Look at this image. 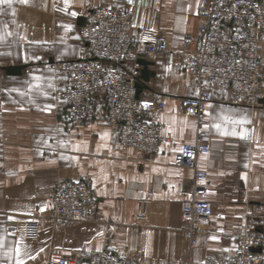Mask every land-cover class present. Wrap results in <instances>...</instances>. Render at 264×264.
Wrapping results in <instances>:
<instances>
[{"label": "crops", "instance_id": "crops-1", "mask_svg": "<svg viewBox=\"0 0 264 264\" xmlns=\"http://www.w3.org/2000/svg\"><path fill=\"white\" fill-rule=\"evenodd\" d=\"M202 1L0 3V264H47L52 250L79 253L84 263L101 248L144 264H187L190 257L234 256L246 226L264 233V36L259 102H235L228 91L215 89L206 104L211 151L199 155L198 167L208 177L198 195L213 202V213L192 252L181 230V187L194 169L176 162L182 144L196 136L195 116L180 105L197 92L187 68L168 63L166 53L147 58L151 74L139 95L165 100L166 108L145 115L173 138L156 153L123 148L105 111L84 124L57 112L62 101L51 63L83 55L78 32L89 10L125 6L137 39L152 41L162 32L169 47L179 49L186 35L199 36ZM10 64L25 66L21 74H9L4 66ZM63 178L94 187L91 219L47 223L37 237L28 236L27 220L47 213L54 184Z\"/></svg>", "mask_w": 264, "mask_h": 264}, {"label": "built area", "instance_id": "built-area-1", "mask_svg": "<svg viewBox=\"0 0 264 264\" xmlns=\"http://www.w3.org/2000/svg\"><path fill=\"white\" fill-rule=\"evenodd\" d=\"M199 36L186 35L179 49H171L166 34L152 41L137 39L125 7L97 5L79 27L83 55L55 60L56 95L62 104L57 112L73 124L92 121L102 112L123 148L149 154L173 138L163 133L159 121L147 113L164 111L166 101L137 95L140 57L166 53L170 64L184 65L197 83L195 95L184 96L181 107L196 118V136L182 144L176 156L181 166L194 169L183 181L181 230L190 251L197 234L205 230L213 213V202L199 197L200 181L208 174L198 167L199 155L211 151L205 138L208 124L206 104L215 89L226 90L235 102L257 104L261 79V41L264 36V0H203ZM97 100H100L101 105ZM147 105V106H145ZM97 203L93 186L85 179L63 178L54 184L47 213L27 220V235L37 237L47 223H82L91 219ZM47 264H144L113 248L93 249L82 263L79 253L49 252ZM187 264H264V233L249 226L239 233L234 256L218 254L203 259L190 257Z\"/></svg>", "mask_w": 264, "mask_h": 264}, {"label": "water", "instance_id": "water-1", "mask_svg": "<svg viewBox=\"0 0 264 264\" xmlns=\"http://www.w3.org/2000/svg\"><path fill=\"white\" fill-rule=\"evenodd\" d=\"M138 62L142 64V67L140 69V74L136 82L137 95L140 94V91L143 87L148 86L145 81L149 80L151 71L149 70L148 67H149V64L152 63V61L148 60L145 57H140L138 58ZM23 66H25V64H10V65L4 66V68L6 72L9 74H21ZM260 100L264 102V98H261Z\"/></svg>", "mask_w": 264, "mask_h": 264}, {"label": "snow or ice", "instance_id": "snow-or-ice-1", "mask_svg": "<svg viewBox=\"0 0 264 264\" xmlns=\"http://www.w3.org/2000/svg\"><path fill=\"white\" fill-rule=\"evenodd\" d=\"M10 2H11V0H0V3H10ZM21 2H26V0H21ZM145 106H147V105H145ZM181 151H182V149H181ZM17 251H19V249H17ZM21 264H23L22 261H21Z\"/></svg>", "mask_w": 264, "mask_h": 264}, {"label": "rangeland", "instance_id": "rangeland-1", "mask_svg": "<svg viewBox=\"0 0 264 264\" xmlns=\"http://www.w3.org/2000/svg\"><path fill=\"white\" fill-rule=\"evenodd\" d=\"M110 6H112V5H110ZM114 7H116V6H114ZM120 7H125V6H120ZM93 8H94V7H93ZM93 8H92V9H93ZM125 8H127V7H125ZM92 9H91V10H92ZM127 9H128V8H127ZM91 10H89V12H90ZM89 12H88V13H89ZM88 13H87V14H88ZM130 16H131V15H130ZM131 19H132V18H131ZM160 33H162V32H160ZM163 34H165V33H163ZM52 63H53V62H52ZM52 63H51V64H52ZM261 73H262V70H261ZM261 79H262V75H261ZM262 84H263V80H262ZM90 185H91V184H90ZM91 186H92V185H91Z\"/></svg>", "mask_w": 264, "mask_h": 264}]
</instances>
